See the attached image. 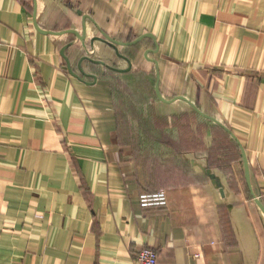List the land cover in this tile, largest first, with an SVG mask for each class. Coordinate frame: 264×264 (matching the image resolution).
I'll use <instances>...</instances> for the list:
<instances>
[{
	"label": "crops",
	"instance_id": "1",
	"mask_svg": "<svg viewBox=\"0 0 264 264\" xmlns=\"http://www.w3.org/2000/svg\"><path fill=\"white\" fill-rule=\"evenodd\" d=\"M148 34L117 46L130 71L79 72L93 37ZM159 191L166 205L140 206ZM253 194L264 206V0H0V264H136L145 247L157 264H264Z\"/></svg>",
	"mask_w": 264,
	"mask_h": 264
},
{
	"label": "water",
	"instance_id": "2",
	"mask_svg": "<svg viewBox=\"0 0 264 264\" xmlns=\"http://www.w3.org/2000/svg\"><path fill=\"white\" fill-rule=\"evenodd\" d=\"M35 27H36L40 32H43V33H55V32H51V31L41 30V29L38 27L37 24H35ZM69 32L72 33V34H74V35L76 36L77 40L80 41V42L84 45V40H85V35H86V25H85L84 23H83V30H82V34H81V35H80L78 32L73 31V30H69ZM145 36H150V34H148V35H144V36H140V37L137 38L136 40H134V41H132V42H127V43H121V42H118V41H116V40H113V39H111V38H108L106 35H105L106 39H105V38H99V37H93V38L90 40L91 51L89 52V51L85 50V51L87 52V54H86V55H83L81 58H79V61H78V63H77L79 72H80L82 75L85 76V72L82 70V66H81V64H82V62H83L84 60H86V61H88V62H91V63H93V64H97V65L105 66L106 68H108V69H110V70H113V71H115V72H117V73H125V72L130 71V69H131V62H130V60H129L127 57H125V56H123V55H121V54L119 53V51H118V47H117V46H118V45H123V44H127V45H135L137 42H139V40H141V39H142L143 37H145ZM96 40H97V41H101V42H103V43L109 45L110 47H112V48L114 49L116 55H117L119 58H122V59H124V60L127 62L128 67H127V68H118V67H114V66H111V65H107V64H105V62H103V61H101V60H95V59H93L92 55H93L94 50H95L93 43H94V41H96ZM69 46H70V44L66 45V46L62 49V51H61V55L63 56V58H64L65 61H66V65H67L66 67H67L68 71H69L72 75L76 76V75L72 72V70H71L70 61H69L68 57L64 54V51H65ZM152 61L156 64V61H155V60H152ZM156 65H157V64H156ZM95 79H96V77L93 76V80H95ZM158 83H159V77H158V73H157L156 88H155L156 94H157L158 98H159L161 101L167 102V101H165V100L162 98V96H161V94H160ZM177 98H180V99H183V100H184L183 97H177ZM168 102H169V101H168ZM191 106H192V107H193V108H194V109H195L200 115H202V116L205 117V118H208V119L211 120L213 123H215L217 126L222 127V128L225 129L227 132H229V134L232 136L233 139L235 138V137L232 135V133H231L229 130H227V128H225V126H223L222 124H220V122H219L218 120H216V119H214V118H211V117L207 116L206 114H203V113L200 112L198 109H196L194 105H191ZM242 158H244L243 160H244V163H245V166H244V168H245V175H246V180H247V182H248V184H249V170H248V165H247L246 158H245L244 154L242 155ZM253 196H254V198H255V200H256V203L259 205V207H260V208L262 209V211L264 212V206L262 205V203L256 198V196H255L254 194H253Z\"/></svg>",
	"mask_w": 264,
	"mask_h": 264
},
{
	"label": "built area",
	"instance_id": "3",
	"mask_svg": "<svg viewBox=\"0 0 264 264\" xmlns=\"http://www.w3.org/2000/svg\"><path fill=\"white\" fill-rule=\"evenodd\" d=\"M139 204L142 207L164 206L167 204V195L164 191L154 194H141L139 196ZM136 264H157L158 255L155 249L145 247L142 248L136 256Z\"/></svg>",
	"mask_w": 264,
	"mask_h": 264
},
{
	"label": "rangeland",
	"instance_id": "4",
	"mask_svg": "<svg viewBox=\"0 0 264 264\" xmlns=\"http://www.w3.org/2000/svg\"><path fill=\"white\" fill-rule=\"evenodd\" d=\"M114 84H115V87L117 88V90H116V92H117V95H119V98H118V103H119V105H120V107L121 108H126V103H127V101L129 100L130 102L131 101H134V100H140V103H139V105H132V107L131 108H134V109H136L137 111H139V109H140V111L142 110V106H143V104L145 103V102H142L143 101V97H144V94H143V90H141L140 89V91L141 92H134V94H132V96L133 97H131V93L129 94V95H127V99H126V97H125V94H126V92H125V90H124V92H125V94H123V96L121 95V85H122V83H121V80L118 78V77H116L115 79H114ZM133 84H135V85H140V86H142L143 87V85H144V81H142V80H134V82H133ZM136 90V89H135ZM134 90V91H135ZM137 91V90H136ZM130 98H133V99H130ZM128 101V102H129ZM126 102V103H125ZM135 102V101H134ZM129 106H130V104H128ZM145 105V104H144ZM159 128V127H158ZM220 137V136H219ZM217 138L216 139V143H219L220 142V138Z\"/></svg>",
	"mask_w": 264,
	"mask_h": 264
},
{
	"label": "trees",
	"instance_id": "5",
	"mask_svg": "<svg viewBox=\"0 0 264 264\" xmlns=\"http://www.w3.org/2000/svg\"><path fill=\"white\" fill-rule=\"evenodd\" d=\"M116 88V87H115ZM115 90H117V88L115 89ZM117 93V92H116ZM123 94H125V92H122L121 91V95L123 96ZM125 97L127 98V95L125 94ZM119 98V97H118ZM126 103V102H125ZM127 104V103H126ZM126 109H128L131 113H137V110L136 109H131V106H129L128 104L126 105ZM139 111H140V109H139ZM159 128H161V126H159ZM220 136V133L218 134V137ZM217 137V138H218ZM220 138V137H219ZM159 140L160 141H162V138L161 137H159ZM218 145H220V142L219 143H217Z\"/></svg>",
	"mask_w": 264,
	"mask_h": 264
}]
</instances>
